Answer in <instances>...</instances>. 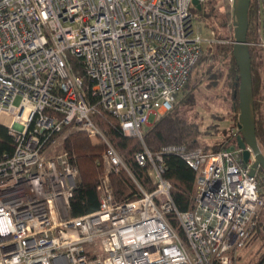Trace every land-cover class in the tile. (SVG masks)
I'll return each mask as SVG.
<instances>
[{"label": "built area", "instance_id": "2783aa9c", "mask_svg": "<svg viewBox=\"0 0 264 264\" xmlns=\"http://www.w3.org/2000/svg\"><path fill=\"white\" fill-rule=\"evenodd\" d=\"M199 1L206 8L212 2ZM252 1L256 29L247 44L264 59V0ZM194 6L193 0H0V115H13L8 129L16 143L0 162V264H236L264 207L243 150L227 137L217 150L170 144L153 152L143 139L173 109L205 48L234 45L209 26L205 32ZM100 110L142 141L135 160L148 167L152 189L96 120ZM78 130L104 145L105 169L99 208L71 217L79 170L64 144ZM168 154L196 171L189 210L176 207L164 177ZM120 171L136 184L137 198H115L110 174Z\"/></svg>", "mask_w": 264, "mask_h": 264}, {"label": "trees", "instance_id": "16d2710c", "mask_svg": "<svg viewBox=\"0 0 264 264\" xmlns=\"http://www.w3.org/2000/svg\"><path fill=\"white\" fill-rule=\"evenodd\" d=\"M227 1V0H225ZM194 12L201 13V20L207 18L208 10L203 5L200 9L193 7ZM230 10V11H229ZM232 17V21H231ZM233 8L230 4L222 13L228 24L231 35L234 25ZM230 19V22L228 23ZM256 10L254 1L249 9V28L247 40L254 38L256 29ZM252 60V84L256 117V134L259 145L264 153V66L263 52L254 46L250 47ZM223 102H227L224 119L227 121L225 131L232 144L237 145L239 127V82L240 71L234 54L233 45L222 49ZM212 70L209 55H203L193 66L187 83L178 96L172 110L159 117L146 128L143 134L144 144L151 151L158 152L163 146L176 144L185 145L189 149L201 148L205 151L217 150L219 143L208 144L202 139L209 131L201 130V118L197 114L199 95L210 94ZM96 120L108 134L120 154L132 169L138 180L147 188L154 187L147 166H141L135 160V154L144 148L142 141L136 136L124 134L119 119L109 111L100 110ZM15 139L8 127L0 123V162L15 150ZM70 162L79 170L78 184L70 199L69 214L71 217L81 216L96 211L100 205L99 186L104 172V145L92 139L83 131H74L65 140ZM167 169L164 177L171 183V193L176 207L186 211L193 207L196 196V171L176 154L165 157ZM260 181V191L264 194V171L260 168L256 174ZM115 198L119 201L132 200L138 197L139 190L126 171L110 174ZM172 225L185 238V234L175 214L170 215ZM256 246V247H255ZM246 248L258 253L259 264H264V211L258 212L253 232ZM257 259V258H256ZM256 259H250L255 262Z\"/></svg>", "mask_w": 264, "mask_h": 264}, {"label": "rangeland", "instance_id": "374dc122", "mask_svg": "<svg viewBox=\"0 0 264 264\" xmlns=\"http://www.w3.org/2000/svg\"><path fill=\"white\" fill-rule=\"evenodd\" d=\"M228 5L230 7L229 0H212V2L207 7V18L203 19L205 23H207V26H205V32L209 31L208 29L209 27H211L216 37L234 39L229 30V25L226 24V22L222 18V13L227 10ZM195 14L198 19H201L202 16L200 12H195ZM229 22L230 19L228 23ZM232 32L234 34V25ZM217 45H219V50ZM226 46H229V44H215L213 48L206 47L203 53V55H209V65L212 70V81L210 94L208 95L207 93H204L202 95H199V105L197 107V114L201 118V130L209 131V134L204 135L202 137L203 141L208 144H221V142L228 137L225 131L227 121L224 119V114L227 111L228 105L227 102H223V79L221 76V71L223 68L222 49ZM262 76L264 78V66L262 68ZM19 100L20 97L16 99L15 103L18 104ZM150 121H154L153 116L150 118ZM0 123L5 125L6 127H12L14 123L13 115L8 111H4L0 115ZM92 139L98 141L95 138ZM260 211H264V207L260 209ZM254 251L251 252L246 247L242 250H239L234 255V262L236 264H259L258 262L260 260V257L258 256V253L253 255ZM250 259L256 260L255 262L251 263Z\"/></svg>", "mask_w": 264, "mask_h": 264}, {"label": "water", "instance_id": "95a60500", "mask_svg": "<svg viewBox=\"0 0 264 264\" xmlns=\"http://www.w3.org/2000/svg\"><path fill=\"white\" fill-rule=\"evenodd\" d=\"M252 0H233L234 14V54L237 59L239 82V128L237 146L243 150V160L251 162L250 175L255 176L261 168L264 171V153L256 134V117L252 84V60L250 47L247 44L249 28V9ZM201 8L199 0H193Z\"/></svg>", "mask_w": 264, "mask_h": 264}]
</instances>
